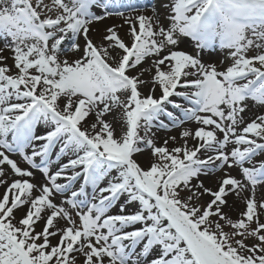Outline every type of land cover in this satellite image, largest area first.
Listing matches in <instances>:
<instances>
[{"label": "snow or ice", "instance_id": "snow-or-ice-1", "mask_svg": "<svg viewBox=\"0 0 264 264\" xmlns=\"http://www.w3.org/2000/svg\"><path fill=\"white\" fill-rule=\"evenodd\" d=\"M0 187V264H264V0H0Z\"/></svg>", "mask_w": 264, "mask_h": 264}, {"label": "bare ground", "instance_id": "bare-ground-1", "mask_svg": "<svg viewBox=\"0 0 264 264\" xmlns=\"http://www.w3.org/2000/svg\"><path fill=\"white\" fill-rule=\"evenodd\" d=\"M135 3H137V2H135ZM146 3H147V4L150 6V8H151V6L156 5V4L158 3V0H147ZM149 10H150V9H149ZM149 14H150V11H149ZM108 23H111V21H108ZM3 191H4V189H3L2 187H0V193H2ZM239 207H242V206H238V208L234 210L233 214H235V211H238V210H239Z\"/></svg>", "mask_w": 264, "mask_h": 264}, {"label": "rangeland", "instance_id": "rangeland-1", "mask_svg": "<svg viewBox=\"0 0 264 264\" xmlns=\"http://www.w3.org/2000/svg\"><path fill=\"white\" fill-rule=\"evenodd\" d=\"M134 2H136V0H134ZM148 6V8L150 9V6L149 5H147Z\"/></svg>", "mask_w": 264, "mask_h": 264}]
</instances>
